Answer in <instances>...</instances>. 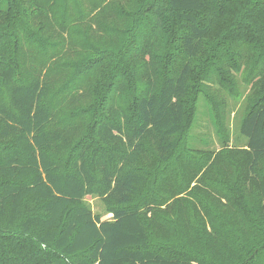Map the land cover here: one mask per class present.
<instances>
[{"label":"trees","instance_id":"obj_1","mask_svg":"<svg viewBox=\"0 0 264 264\" xmlns=\"http://www.w3.org/2000/svg\"><path fill=\"white\" fill-rule=\"evenodd\" d=\"M242 46L264 54V0H0V264H257L262 186L250 201L221 161L175 157L200 68H238L225 57ZM258 93L239 124L251 175L264 160ZM172 154L235 195L214 201L209 231L182 199L160 208Z\"/></svg>","mask_w":264,"mask_h":264},{"label":"rangeland","instance_id":"obj_2","mask_svg":"<svg viewBox=\"0 0 264 264\" xmlns=\"http://www.w3.org/2000/svg\"><path fill=\"white\" fill-rule=\"evenodd\" d=\"M162 38H164L162 34L150 37V40L154 41V49L156 44L164 41L161 40ZM249 50L250 46H242L235 54L227 53L232 56L225 57L226 60H234L235 64L239 65L238 68H216L215 70L200 68L197 82L191 87L186 97L188 103L186 130L178 140L175 157L190 158L188 163L191 166H198L205 157L210 159L207 165L213 161H221L230 171L229 174L224 175L227 183L232 182L243 187L249 192L245 195L246 199L251 201L261 198L260 186L264 190V160L253 174L255 176L248 173L247 164L243 160L246 140L239 133V124L251 105L257 101L258 88H264V54ZM158 51L161 53L160 50ZM163 52L166 53V51ZM205 73L208 74V78L203 77ZM87 116L88 114H79L74 120L76 122L80 118V125ZM177 162L172 154L170 168L177 173L167 177L169 181L164 186L166 188L168 185L167 188L171 187L173 190L167 196V203L160 208L164 209L174 200L182 199V204L189 206L185 212L195 216L193 222L203 225L202 229L209 231L208 222L214 224L212 218L216 214L214 201L218 198L223 205V202L232 197L235 198V195L223 192L225 197H217L214 194L215 191L205 187L208 181L202 180L205 167L192 174L190 167L179 165ZM177 167H179L178 170ZM200 180L203 183H200ZM179 186H183L182 192H178ZM203 189L205 193H201ZM81 204L100 219L111 220V214L99 196L87 195L82 199ZM257 264H264V253L258 256Z\"/></svg>","mask_w":264,"mask_h":264}]
</instances>
